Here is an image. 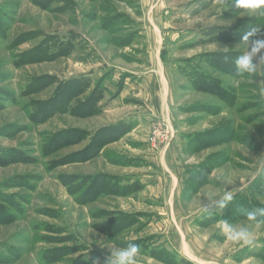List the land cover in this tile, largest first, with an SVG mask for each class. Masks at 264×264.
I'll return each instance as SVG.
<instances>
[{"label": "rangeland", "instance_id": "obj_1", "mask_svg": "<svg viewBox=\"0 0 264 264\" xmlns=\"http://www.w3.org/2000/svg\"><path fill=\"white\" fill-rule=\"evenodd\" d=\"M234 5L0 0V264H264V65L232 63L264 5Z\"/></svg>", "mask_w": 264, "mask_h": 264}, {"label": "clouds", "instance_id": "obj_2", "mask_svg": "<svg viewBox=\"0 0 264 264\" xmlns=\"http://www.w3.org/2000/svg\"><path fill=\"white\" fill-rule=\"evenodd\" d=\"M264 5V0H235L237 9L255 10ZM261 27L249 26L246 32L241 34L240 43H243L245 50L235 57L232 61L235 73L240 77H254L260 72L261 65H264V56H260L264 50V39H252L261 34ZM237 45V44H236ZM236 47V46H235ZM229 59V57H225ZM232 191L225 189V195L215 197L210 193H203L207 204L204 205L209 213L221 212L229 206L233 200ZM238 212L246 216L248 221L264 222V207H256L252 210L238 208ZM222 232L228 241L240 246H251L254 242L253 232L248 224H234L228 219L221 221ZM111 254L106 260V264H136L137 257L140 255V246L136 243H128L126 247H111Z\"/></svg>", "mask_w": 264, "mask_h": 264}, {"label": "built area", "instance_id": "obj_3", "mask_svg": "<svg viewBox=\"0 0 264 264\" xmlns=\"http://www.w3.org/2000/svg\"><path fill=\"white\" fill-rule=\"evenodd\" d=\"M162 133H165V138L164 139H166L167 143L170 144L172 139H173V137H174V133L171 132V130L169 128L166 129V132L163 131ZM162 133H161V135H162Z\"/></svg>", "mask_w": 264, "mask_h": 264}]
</instances>
